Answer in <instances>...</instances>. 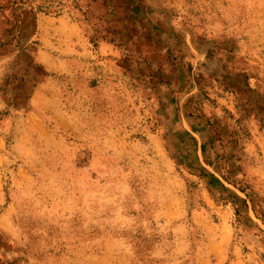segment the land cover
Masks as SVG:
<instances>
[{"label":"rangeland","instance_id":"1","mask_svg":"<svg viewBox=\"0 0 264 264\" xmlns=\"http://www.w3.org/2000/svg\"><path fill=\"white\" fill-rule=\"evenodd\" d=\"M0 264H264V0H0Z\"/></svg>","mask_w":264,"mask_h":264}]
</instances>
